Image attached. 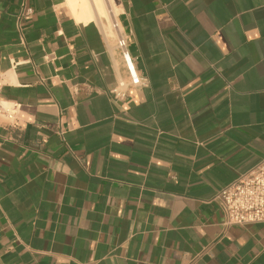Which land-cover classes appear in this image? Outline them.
Returning a JSON list of instances; mask_svg holds the SVG:
<instances>
[{
  "label": "crops",
  "instance_id": "0c3cea01",
  "mask_svg": "<svg viewBox=\"0 0 264 264\" xmlns=\"http://www.w3.org/2000/svg\"><path fill=\"white\" fill-rule=\"evenodd\" d=\"M112 3L0 0V264H264L213 199L264 158V0Z\"/></svg>",
  "mask_w": 264,
  "mask_h": 264
},
{
  "label": "built area",
  "instance_id": "2783aa9c",
  "mask_svg": "<svg viewBox=\"0 0 264 264\" xmlns=\"http://www.w3.org/2000/svg\"><path fill=\"white\" fill-rule=\"evenodd\" d=\"M111 27L118 30L115 20L111 19ZM116 47L121 53L130 83L136 86L142 85L143 79L135 68L134 60L128 51L127 37L124 34H118ZM13 114L14 108L8 105L0 95V122L9 121ZM213 199L223 213V224L226 226L264 221V158L249 171L219 189Z\"/></svg>",
  "mask_w": 264,
  "mask_h": 264
},
{
  "label": "bare ground",
  "instance_id": "6f19581e",
  "mask_svg": "<svg viewBox=\"0 0 264 264\" xmlns=\"http://www.w3.org/2000/svg\"><path fill=\"white\" fill-rule=\"evenodd\" d=\"M69 11L78 21L94 20L102 26L103 0H65Z\"/></svg>",
  "mask_w": 264,
  "mask_h": 264
},
{
  "label": "rangeland",
  "instance_id": "374dc122",
  "mask_svg": "<svg viewBox=\"0 0 264 264\" xmlns=\"http://www.w3.org/2000/svg\"><path fill=\"white\" fill-rule=\"evenodd\" d=\"M103 16H102V26L105 32H111L113 29L111 27V14L110 8L114 10V14L116 13V9L113 7L112 0H103ZM98 23V22H97ZM101 27V25L98 23Z\"/></svg>",
  "mask_w": 264,
  "mask_h": 264
}]
</instances>
